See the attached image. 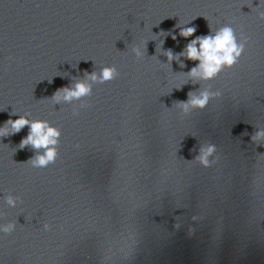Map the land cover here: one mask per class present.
Instances as JSON below:
<instances>
[{"label":"clouds","instance_id":"1","mask_svg":"<svg viewBox=\"0 0 264 264\" xmlns=\"http://www.w3.org/2000/svg\"><path fill=\"white\" fill-rule=\"evenodd\" d=\"M195 27L182 28L180 36L187 38L195 33ZM175 39V37H173ZM197 44L199 48H197ZM243 50L242 45H237L233 29L230 27H224L220 29L215 36H197L191 40L186 46V58L192 61H200L199 69L193 68L191 75L202 76L203 78L214 77L221 69L222 65L232 66L237 57ZM137 50V55H139ZM180 55H185L184 52ZM173 57L169 52L168 59L171 60ZM116 69L114 67H106L102 70L99 79L101 82L109 81L115 78ZM89 78L93 81L97 80V74L95 72L89 74ZM64 94V99L70 100L73 97L79 98L90 92V86L84 82H77L75 88H63L59 89L55 94L54 98L59 100L60 93ZM208 100V94H202V98L191 100V103L195 106L203 107ZM7 124L11 125L13 134L19 132L26 125L29 127V134L21 142V146L32 145L34 149H45L43 154L37 155L33 158L31 163L34 166L44 167L48 163L53 162L57 156L55 147L49 148V145L55 146L57 144L56 137L59 136L58 130L48 126L45 121H29L24 116H19L18 119L9 120ZM7 132V128L0 129V135H4ZM261 134L257 133V136ZM213 152V148L209 147L203 152L200 157L201 163L207 164V156ZM9 203H13L9 198ZM7 230V229H6Z\"/></svg>","mask_w":264,"mask_h":264}]
</instances>
